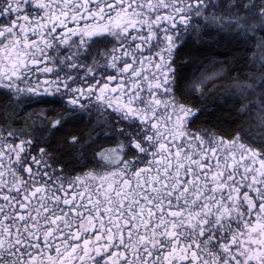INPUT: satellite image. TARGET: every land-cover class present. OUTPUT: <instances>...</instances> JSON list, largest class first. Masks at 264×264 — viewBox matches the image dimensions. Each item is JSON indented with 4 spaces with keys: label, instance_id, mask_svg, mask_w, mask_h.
<instances>
[{
    "label": "snow or ice",
    "instance_id": "snow-or-ice-1",
    "mask_svg": "<svg viewBox=\"0 0 264 264\" xmlns=\"http://www.w3.org/2000/svg\"><path fill=\"white\" fill-rule=\"evenodd\" d=\"M0 264H264V0H0Z\"/></svg>",
    "mask_w": 264,
    "mask_h": 264
}]
</instances>
